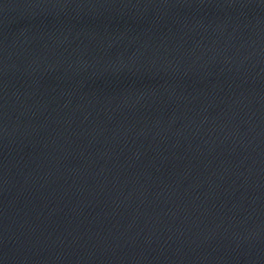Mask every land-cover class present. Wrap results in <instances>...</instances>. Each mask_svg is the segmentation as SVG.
Returning <instances> with one entry per match:
<instances>
[{
  "label": "water",
  "instance_id": "95a60500",
  "mask_svg": "<svg viewBox=\"0 0 264 264\" xmlns=\"http://www.w3.org/2000/svg\"><path fill=\"white\" fill-rule=\"evenodd\" d=\"M0 264H264V0H0Z\"/></svg>",
  "mask_w": 264,
  "mask_h": 264
}]
</instances>
